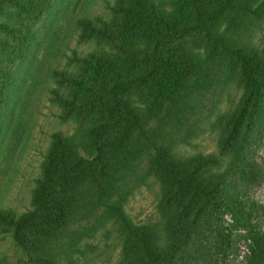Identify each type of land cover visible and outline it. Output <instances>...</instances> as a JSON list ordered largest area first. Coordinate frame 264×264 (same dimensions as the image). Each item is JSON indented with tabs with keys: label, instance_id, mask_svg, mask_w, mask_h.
Segmentation results:
<instances>
[{
	"label": "trees",
	"instance_id": "obj_1",
	"mask_svg": "<svg viewBox=\"0 0 264 264\" xmlns=\"http://www.w3.org/2000/svg\"><path fill=\"white\" fill-rule=\"evenodd\" d=\"M220 86L206 152L191 130ZM44 108L59 127L29 205L3 202L0 181V236L27 264H224L239 244L264 264V205L247 193L264 181V0H0V174ZM138 175L146 220L123 190Z\"/></svg>",
	"mask_w": 264,
	"mask_h": 264
},
{
	"label": "rangeland",
	"instance_id": "obj_2",
	"mask_svg": "<svg viewBox=\"0 0 264 264\" xmlns=\"http://www.w3.org/2000/svg\"><path fill=\"white\" fill-rule=\"evenodd\" d=\"M222 86L218 88L216 96L212 98L208 107H204V114L197 124L192 126L191 134L193 137L202 135L194 142V146L199 147L203 151L211 152L214 149L213 136L208 135L209 133H204L207 129L205 122L206 112L211 109L213 104H217L224 99V94L221 92ZM196 122V121H195ZM59 127L57 120L53 117V111H49L47 108L43 109V114L39 117L34 128L32 129V136L29 142V146L19 162V164L14 167L12 164V171L8 175L0 174V181L4 185L9 182L8 191L2 192L3 202L8 205H12L18 209H24L25 206L29 205L30 199V189L32 185L33 178L37 172V167L42 159V152L46 147L49 135ZM63 129H66L63 127ZM260 139L256 146L254 147V156L258 162L260 168L264 172V133L258 136ZM14 168L17 169L16 172ZM15 174H14V172ZM123 190H126L130 194L129 208L132 215L138 220H146L147 218L155 214V195L151 188L146 186L141 175L131 178L123 186ZM248 197L256 205H264V181L257 184L253 188L247 191ZM225 220L230 223V215H226ZM241 250V253H240ZM113 251V250H112ZM0 252L4 253L10 264H27L26 256L10 239H3L0 236ZM247 255V248L242 244H239V253L237 255H232L225 259L224 264H244L245 256ZM195 257L196 254H194ZM102 261L99 262L101 264ZM95 264V263H92ZM198 264H206L204 260L200 261Z\"/></svg>",
	"mask_w": 264,
	"mask_h": 264
}]
</instances>
